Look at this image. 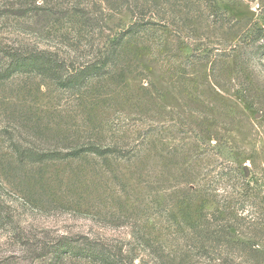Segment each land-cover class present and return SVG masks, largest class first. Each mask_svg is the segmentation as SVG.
Here are the masks:
<instances>
[{
  "label": "rangeland",
  "instance_id": "obj_1",
  "mask_svg": "<svg viewBox=\"0 0 264 264\" xmlns=\"http://www.w3.org/2000/svg\"><path fill=\"white\" fill-rule=\"evenodd\" d=\"M166 2L147 12L136 60L116 67L123 82L104 76L79 94L36 75L0 81V264H45L35 245L61 237L107 241L126 264L161 263L151 244L165 264H255L252 251L264 264V54L252 41L264 0H194L184 15ZM129 5L0 0V47L92 55L131 23ZM88 140L135 156L29 164L9 147Z\"/></svg>",
  "mask_w": 264,
  "mask_h": 264
},
{
  "label": "trees",
  "instance_id": "obj_2",
  "mask_svg": "<svg viewBox=\"0 0 264 264\" xmlns=\"http://www.w3.org/2000/svg\"><path fill=\"white\" fill-rule=\"evenodd\" d=\"M163 1L167 4V0H131V5L128 7L129 12L133 16L131 23L113 39L109 40L106 45L96 49V52L92 55L84 53L71 57L70 55H61L58 51L48 49L0 47V81H7L19 74L36 75L52 82L62 91L79 94L89 87H95L97 84H94V82H97L104 76L112 78L111 75L113 74L115 75V77L113 76L114 78L118 77L123 82L126 71L120 68V71L116 72V67L125 62L136 60L138 51H131L130 47L134 45L135 41L142 43L141 41L148 35V25L150 23L146 20V14L152 11L154 7L160 8ZM171 1L176 4L178 8L176 13H181L179 15L186 14V11L195 8L197 5L194 3V0ZM255 32L258 34L259 31L256 29ZM257 34L256 37H252V41L256 39L259 42L260 39H263V43L257 45L256 49L261 54H264V35ZM9 147L14 152L18 163L28 162L29 164H40L56 159L72 160L88 156L103 160L111 157H128L130 159L135 156L134 146L132 148L116 142L104 145L89 140L81 144L71 145L67 151L59 149L37 151L21 147L17 143H12ZM189 215L191 214L187 211L184 217H188ZM206 219L207 217H199L197 222H194V225L202 227L204 231H208L207 225H209V222ZM188 220L190 221L189 217ZM217 232L219 231L214 230L211 233L209 232L210 238L221 240L226 245L232 247L243 245V242L239 239H222L221 234L218 235L216 234ZM149 240L143 238L144 242ZM205 241L202 240L200 245L202 251L206 248L203 244ZM150 247L158 255V260L161 262L159 264H165L162 247L155 248L152 244ZM33 251L37 258H47L45 264H64L69 259H77L88 264H126L120 256L121 250L119 251L115 245L98 238L61 237L35 245ZM252 253V258L256 259L255 264H260L259 261L261 259H258L259 253L255 251H252Z\"/></svg>",
  "mask_w": 264,
  "mask_h": 264
}]
</instances>
